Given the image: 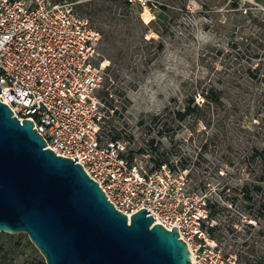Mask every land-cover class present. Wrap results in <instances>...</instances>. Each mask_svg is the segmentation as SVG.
<instances>
[{"label":"rangeland","instance_id":"obj_1","mask_svg":"<svg viewBox=\"0 0 264 264\" xmlns=\"http://www.w3.org/2000/svg\"><path fill=\"white\" fill-rule=\"evenodd\" d=\"M71 1L101 32L98 92L108 115L102 140L115 135L127 143L134 161L155 164L161 159L183 170L191 185L206 194L207 204H216L210 225L223 227L216 241L225 261L237 263L245 240L254 243V255H264L263 221L249 219L253 226L245 225L249 204L242 189L253 179L243 162L245 107L205 109L198 122L178 120L174 112L183 108L190 82L221 85L234 74L246 96L257 87L262 68L251 72L258 59L249 54L256 35L264 32V0H185L178 14L162 10L161 0H150V7L137 0L129 5L122 0ZM79 2L88 3L81 8ZM166 106L172 111H164ZM0 264L46 263L26 233L1 231Z\"/></svg>","mask_w":264,"mask_h":264},{"label":"built area","instance_id":"obj_2","mask_svg":"<svg viewBox=\"0 0 264 264\" xmlns=\"http://www.w3.org/2000/svg\"><path fill=\"white\" fill-rule=\"evenodd\" d=\"M100 38L74 1L0 0V101L19 121H32L45 147L76 156L74 161L128 219L143 206L153 223L167 229L176 224L191 264H233L209 234L206 194L183 170L165 161L138 163L124 140H102L108 115L98 92Z\"/></svg>","mask_w":264,"mask_h":264},{"label":"water","instance_id":"obj_3","mask_svg":"<svg viewBox=\"0 0 264 264\" xmlns=\"http://www.w3.org/2000/svg\"><path fill=\"white\" fill-rule=\"evenodd\" d=\"M74 160L0 101V232L26 233L46 264H191L176 224L143 206L128 219Z\"/></svg>","mask_w":264,"mask_h":264},{"label":"trees","instance_id":"obj_4","mask_svg":"<svg viewBox=\"0 0 264 264\" xmlns=\"http://www.w3.org/2000/svg\"><path fill=\"white\" fill-rule=\"evenodd\" d=\"M125 5H129L128 0H122ZM88 2H79L77 5L83 7ZM90 3V2H89ZM146 5L150 7L152 2L146 0ZM159 7L162 10H167L178 14L182 9H185V0H161ZM105 10V9H104ZM161 24H163L160 21ZM151 37L147 38V40ZM256 47L254 52L249 54L250 58L258 59L255 67H247L251 72L258 71L262 68L260 79L256 84V88L251 92L249 96L243 93L244 86L238 81L234 74H230L226 82H222L221 85H217L213 81L209 83H202L200 80L196 82H190V86L185 93V102L182 109L175 110V116L178 120H184L186 117H190L194 122L202 120L203 111L205 109L214 108L219 109L222 106L226 108L236 109L243 105L248 113L249 119L244 123L243 129L246 132V152L243 159L245 164V171L253 179L247 181L242 189V197L247 202L244 216L246 217L245 225L252 227L253 223L249 222V219L257 221H263L264 223V32H260L256 35ZM161 46V44H159ZM105 95H109L108 91H104ZM200 96V99H196ZM171 112L170 106H166L164 111ZM155 116L154 118H158ZM111 138H116L115 135ZM131 157V155H130ZM132 158V157H131ZM165 160H155V165L158 166ZM167 162V161H165ZM255 196H257L255 198ZM210 216L217 212L215 209L216 204H209ZM221 223H215L208 226L209 234L216 240L220 236H223ZM258 235H263V230H257ZM240 249L244 253H239L236 258V264H264V255L255 254L254 243H249L247 240L240 244ZM243 246H247V249H243ZM250 255H254L249 256Z\"/></svg>","mask_w":264,"mask_h":264}]
</instances>
